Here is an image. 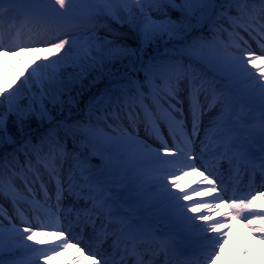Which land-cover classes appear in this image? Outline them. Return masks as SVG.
I'll use <instances>...</instances> for the list:
<instances>
[{
    "label": "snow or ice",
    "instance_id": "6c2138e0",
    "mask_svg": "<svg viewBox=\"0 0 264 264\" xmlns=\"http://www.w3.org/2000/svg\"><path fill=\"white\" fill-rule=\"evenodd\" d=\"M22 2L27 40L5 46L0 34V52L19 57L23 48L35 46L44 55L26 68L29 75L15 91L0 90L5 97L0 148L23 145L25 156L23 164L13 157L6 180L0 174V201H10L15 212L4 217L7 229L0 225V264H18L5 257L19 249L47 259L73 242L78 255L72 264H82L86 256L92 264H130V257L134 264H155L138 247L154 234L141 213L176 229L165 234L164 251L182 233L198 229L203 245L197 264H214L230 217L256 231L251 220L264 218V211L253 208L256 197H229L217 165L227 157L230 168L243 162L264 177V0H129L124 15L115 11L113 0H0V26L3 12ZM221 20L232 28L231 43L223 47L216 27ZM125 26L132 42L122 34ZM100 28L106 34L99 35ZM241 83L243 91L236 87ZM242 95L259 101L258 117L245 114L243 107L236 110ZM213 109L216 116L205 129L203 116ZM237 125H251L256 134L241 139ZM41 129L43 134L35 136ZM94 156L97 165L91 163ZM145 165L147 173L141 171ZM4 167L0 161V173ZM196 172L201 179L194 186L177 187ZM146 175L156 192L148 206L136 194L138 180ZM53 183L57 206L66 195L84 202L69 209L78 222L92 225L84 247L51 211ZM197 193L202 196L193 200ZM225 203L229 211L213 221L212 213ZM102 216L106 223L97 230ZM111 225L116 227L110 231ZM41 233L55 242L28 243ZM258 234L264 238V229ZM109 236L111 252L103 247Z\"/></svg>",
    "mask_w": 264,
    "mask_h": 264
},
{
    "label": "bare ground",
    "instance_id": "6f19581e",
    "mask_svg": "<svg viewBox=\"0 0 264 264\" xmlns=\"http://www.w3.org/2000/svg\"><path fill=\"white\" fill-rule=\"evenodd\" d=\"M261 63V62H260ZM241 91L244 89V85L237 84L236 86ZM240 104V102L238 103ZM254 105V104H253ZM214 109L211 111H206L205 116H203L202 120V127L205 129L211 128V122L213 118L216 116L213 113ZM190 121V118H189ZM189 129H190V123H189ZM167 130L165 129V132ZM141 135L143 136L144 133L141 130ZM201 135H204L203 132H201ZM229 156H231V153H229ZM228 158L221 160L220 162H227ZM226 164V163H224ZM245 165L243 162H240L239 164H236L235 161L233 163V166L228 168L226 171L229 173V175L234 179L237 180L240 177V173L242 170V166ZM225 167V166H224ZM237 168L239 171H237ZM247 168V167H245ZM250 170L248 176L246 177V184L239 186L234 189L232 193H235L236 197L241 196L244 193H251L252 196H255V204L253 205V208L255 211H264V195H258L257 193H264V177L261 176L260 172L257 173V176L254 174L252 168H247ZM150 170V166L146 165V167L143 169V172L147 173ZM223 171V172H222ZM222 175L226 174V171L222 170ZM220 172V171H219ZM254 172V173H253ZM227 176V178L229 177ZM193 176V177H191ZM189 177H185L181 182L178 184V188L182 189H189L192 186H194L197 181L201 179V177H195V173H193ZM204 185L205 182H204ZM242 187H244L246 190H241ZM137 188V195H139L145 202V206H148L152 200L154 199L156 192L152 188L151 180L149 176H144L142 180H139L136 185ZM52 196V199L50 201L52 207L51 210H55V212H58V215L60 216L62 223L65 228H70L73 235L78 236L82 235V239L84 240L81 247H84V245L90 243L89 237L93 234V228L92 225L89 224L85 226L84 223H76V215L75 212H70L69 209H80L84 206L83 201H76L74 197L65 196V198L60 202V204L57 206L56 197L54 193H50ZM38 199L41 201L43 200V193L38 192ZM215 195V194H213ZM202 196V193H197L195 196H193V200H196ZM251 198V197H250ZM249 198V199H250ZM210 199V197H209ZM2 205V208L4 211L8 212L9 207L12 206L10 201L0 204ZM224 205H221L217 210V212L220 213V215H214L212 220L215 221L216 219L220 218L222 213H225L227 211L224 210ZM201 214H204V211H201ZM141 215H145V222L148 226H150L154 230V234L151 235L146 239V241L143 244H140L138 247L140 250L144 251L145 253V259L146 260H154L155 263L158 262L159 258L162 256V243L166 239V233L170 234L172 232H175L176 229L168 226L166 227L165 224L161 221H158L155 217H153L150 213L144 214L141 213ZM191 215V213H189ZM247 215V213H245ZM46 218V217H45ZM258 219L260 222H258ZM17 223H19V220ZM106 223V220L102 216L100 220H97L96 223ZM197 225L200 223L198 221L195 222ZM251 223L253 225V228L257 229L256 231H253V229H250L248 227V223H246L244 220L239 219L238 226L236 219L233 217L229 218L228 223L224 225V229H227V238L223 241L222 246L219 248V255L216 256L214 264H227L228 255L226 253V248L229 249L231 252V255L233 256V260L231 264H264V238H262L258 233L259 229H264V218H256L252 219ZM20 227H23V225L19 224ZM113 225H111L110 231L114 229ZM158 228V229H157ZM74 230V231H73ZM223 230V229H222ZM76 232V233H74ZM253 232V233H251ZM211 235V234H209ZM213 236L216 235V233H212ZM199 238H195V237ZM201 233L198 229L193 228L187 232L182 233L180 236H178L176 239L179 241H187V238L189 242L186 244H182V246H188V248L192 250H198L197 254L200 259H202V245L203 241L200 238ZM110 238V236L108 237ZM45 240L44 245H39L37 241L39 240ZM79 239V238H78ZM108 240V239H107ZM176 241V240H175ZM179 241H177L179 245ZM54 238L49 235L47 238L44 237L43 233H41L40 236L33 235V240L29 241L28 243L32 244L33 247H47L50 244L54 243ZM99 243L98 241L93 242V246L95 244ZM149 244L152 248H150V251L147 247H143L142 245ZM112 243H109V245L103 246L105 249H107L109 252L112 251L111 247ZM180 246V247H182ZM179 247V248H180ZM176 248V247H174ZM197 248V249H196ZM186 248L182 247L181 249H173L174 251H171L175 253V260L173 264H185V261H191V264H197L198 260L195 258H188L186 260L182 259L180 257V253L183 252ZM21 254L26 257V263L24 264H72L73 258L78 255L76 251L75 242L70 243L67 247V249L58 252L56 255H49L47 259H44L43 257H40L37 259V254L25 251L24 249H19ZM85 251L87 252L88 249L85 248ZM180 257V258H179ZM184 257V256H182ZM199 259V260H200ZM134 262V258H133ZM82 264H92V260L89 257H85ZM130 264H132L130 262ZM162 264V263H157Z\"/></svg>",
    "mask_w": 264,
    "mask_h": 264
},
{
    "label": "rangeland",
    "instance_id": "374dc122",
    "mask_svg": "<svg viewBox=\"0 0 264 264\" xmlns=\"http://www.w3.org/2000/svg\"><path fill=\"white\" fill-rule=\"evenodd\" d=\"M112 6H113V8L115 9V11L118 14L124 15L123 9L126 6H129V0H113V5ZM131 6L134 8V5H131ZM24 7H25V5L22 2L18 8H14V9L7 10V11L3 12L4 23H3L2 26H0V34H2V43L5 46H12V45L16 44L18 42V40L19 41L27 40L28 28L24 27V16H25L24 11H23ZM13 21H14V23H13ZM101 23H103V21H101ZM114 27L119 28V25H115L114 24ZM216 27L218 29L217 38H218V41L221 42V44H219L218 46L219 47H223L224 44H230L231 40H232V38L229 37V32L232 31L231 25H229L226 20H221L216 25ZM239 31H240V35H243L245 37V39H249V42L252 44L253 48L259 54V49L255 45V42L251 41L250 38L247 36V34L243 32V30H239ZM18 33H19V35H18ZM98 34L99 35H104V34H106V30L104 28H100ZM122 34H123L124 37L129 39V42H132V37H131V34L128 32L127 26H125L124 29L122 30ZM168 47H169V49L171 48L170 45ZM160 50L164 51V48L161 47ZM43 55L44 54L35 51V46L33 47V51H29L28 48H26V47L23 48L20 51V56L19 57H17L14 52H13V54L10 57L7 55L6 51L5 52H0V75L2 76V79H3L4 89H8V92L15 91V89L18 88L20 86V84L23 82V79L26 78L29 75V72L26 71V68H28L30 70L31 66L33 65V60L36 57L43 56ZM184 63H185V65H187L188 61H184ZM258 63H260V62H258ZM194 67L198 71L200 70L199 65H194ZM17 76H19L21 79L18 80ZM210 78L211 77H209V79ZM224 82L225 81H221L220 83H224ZM6 95H7V93H5V96ZM258 103H259L258 100L249 101L246 98V96L242 95V97L240 99V104L237 103V105H236V110L239 111L240 107H243L245 114H250V115L258 117V113L255 111V107H256V105H258ZM253 104H254V106H253ZM6 106H7V104H6ZM216 112H217V109H214L213 113L215 115H216ZM81 116H83V114H81ZM236 127L239 130L238 134L241 137V139H243L247 135H255L256 134V130L251 125H246L244 127H240L239 125H237ZM202 137H203V135H201V138ZM33 143H38V139L34 140ZM8 152H11V153L13 152L15 154H18L19 157H20V163L21 164L24 163L25 156L23 154L24 153L23 145L17 146L16 148L12 147L10 150H8ZM68 152H70V153L73 152V146H72V142L71 141H69V143H68ZM5 153H7V152H0V157L2 155H4ZM94 158L96 159L97 162L95 163V162H93L91 160V163L93 165L99 164V157L98 156H94ZM224 163H226V164H224ZM257 163H258V161H257ZM241 166H242V170H241V173H240V177L237 180H234L229 175V173H227V171H226L230 167L228 161L227 162H219V165H217V167L219 168L220 173H221L222 170L226 171L225 175L224 174L222 175V173H221L220 179H222L224 181V184H225V186L228 189V196L229 197H231L233 195L232 192H233L234 189L236 190V188H238L239 186L244 185V184L247 183L246 182V179H247L246 177L248 176L250 170L245 168L246 167L245 165H241ZM145 167H146V165L141 169L142 172H143V169ZM64 168H65V170H67V168H68V164L67 163L64 165ZM258 171L259 170L257 169L255 171V173L254 172L253 173L257 176ZM2 175L4 176V178L6 180L7 176L10 175V173L8 172V169L5 170V172ZM228 175H229V177L227 178ZM191 177H193V176H191ZM195 177H201V173L200 172H196L195 173ZM17 183L19 184L21 182L17 181ZM205 184L206 185H204V186H207V182H205ZM217 186H218V190H219V188H220L219 180L217 181ZM54 187L55 186H54V183H53L51 192L55 194ZM37 188H38V185H37ZM241 190L245 191L246 189L244 187H242ZM24 191H26V190H24ZM251 193H244L243 195L237 196V197L247 196L248 198H250L252 196ZM5 201L8 202L7 199H4V200L0 201V204L5 203ZM223 205H224V208H225L224 210L225 211H229V209L227 207V203H225ZM21 207H23V204H21ZM51 211L55 212V210L54 211L51 210ZM55 213L58 214V212H55ZM0 214H2V215H0V225H2L3 228L7 229L9 227V222H8V219H6L4 217L14 216L15 215L13 205L11 207H9V211L8 212H6L2 208H0ZM217 214L220 215V213L217 212V210H215L212 213V218H213L214 215H217ZM235 219H236V222H237V225H238L239 218H235ZM14 222L17 223L18 221H14ZM198 222L200 224L202 223L200 221H198ZM258 222H260L259 219H258ZM76 223H80V222H78L76 220ZM102 223H104V222H102ZM102 223H100V224L96 223V229L97 230L100 229ZM17 225L20 226L19 223H17ZM238 226H240V225H238ZM113 227H116V225H113ZM110 228H111V226H110ZM74 233H76V232H74ZM251 233H253V232H251ZM209 234H211V236H213L212 233H209ZM76 237L81 239V240H83L82 239V235L78 236V234H77ZM195 238L197 239L199 237L196 236ZM107 241H112V238L111 239L108 238V240H106L104 242L103 246L108 245ZM5 242L7 243V234H6V241ZM187 242H189L188 238H187V241H181L180 240L179 241V245H178V243H175V245L176 246H182V244H184V243L186 244ZM147 245L148 246L142 245V249H143V247H147L148 249L152 248L149 244H147ZM172 246H173L172 244H169L166 251L162 250V256L159 258V260H157L158 262H156L155 264L161 263V262L163 264H165L166 261H167V264H172V262L174 260L171 259V258L169 260L170 255H172L171 257H173V255H174L173 252H171ZM183 247L186 248L185 251H184V253H185L184 256H185V255L188 254L189 248H188V246H185V245ZM196 251H198V250H196ZM226 253L228 255L227 256L228 257L227 264H231V262L233 260V256L231 255V252L229 251L228 248H226ZM5 258L6 259H14V260L18 261V264H24V263H26V260H27L26 257H24L19 250L15 253V255L13 257H8L6 255ZM129 259L131 260L132 257H130ZM199 259L200 258L197 256L196 260H199ZM177 264H180V263H177Z\"/></svg>",
    "mask_w": 264,
    "mask_h": 264
},
{
    "label": "trees",
    "instance_id": "16d2710c",
    "mask_svg": "<svg viewBox=\"0 0 264 264\" xmlns=\"http://www.w3.org/2000/svg\"><path fill=\"white\" fill-rule=\"evenodd\" d=\"M120 10V9H119ZM4 89V85H3V79H2V76L0 75V90H3ZM5 97H2L0 96V100H4ZM7 109V106H6V101H5V104H4V111H6ZM43 134V129H41L39 132H35L34 131V135L35 136H39V135H42ZM15 156H18V155H15L14 153L12 155H9V154H4L0 157V161H2L5 165L4 169L9 165V163L11 162L12 164H15V161L13 159V157Z\"/></svg>",
    "mask_w": 264,
    "mask_h": 264
}]
</instances>
